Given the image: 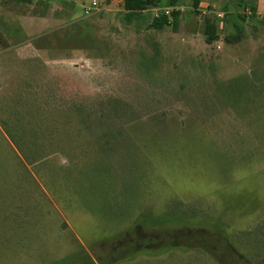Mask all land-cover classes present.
<instances>
[{"label":"rangeland","instance_id":"1","mask_svg":"<svg viewBox=\"0 0 264 264\" xmlns=\"http://www.w3.org/2000/svg\"><path fill=\"white\" fill-rule=\"evenodd\" d=\"M181 1L175 31L148 27L156 10L129 21L121 6L88 15L93 0H52L28 15L0 0V264H264V0L263 16L220 0L211 15L228 21L212 44L209 13ZM37 84L166 112L139 119L141 184L114 187V209L72 205L70 187L51 183L65 154L85 165L80 146L61 145L36 174L25 162V138L6 121Z\"/></svg>","mask_w":264,"mask_h":264},{"label":"trees","instance_id":"2","mask_svg":"<svg viewBox=\"0 0 264 264\" xmlns=\"http://www.w3.org/2000/svg\"><path fill=\"white\" fill-rule=\"evenodd\" d=\"M104 1L112 2V0ZM180 1L171 0L170 6L176 7ZM201 1L192 0L195 12H199ZM160 3L161 0H124L123 15L129 21L141 18L147 10L158 7ZM236 5L241 9L250 7L253 12L251 16L257 13L253 0H236ZM238 15L245 19L240 13ZM180 20L181 10H173L170 16L164 14L159 17L154 16L148 27L155 30L172 27L177 31ZM224 20L225 17L215 18L211 14L206 16L204 34L207 43L212 44L221 40L219 21L224 22ZM238 38L239 36H229L225 41L232 43L238 41ZM47 67L42 66L44 69ZM151 78L156 81L155 78ZM177 96L180 97L179 94ZM20 98L16 101H20L21 106L16 104L13 108H16L17 112H13L12 109L8 112L6 123L16 128L21 137L25 138L23 141L26 150L25 162L33 167L36 174L38 168L52 161V156L61 157L58 155L63 153V151L59 153L61 145L80 146L81 150L90 155L85 165L78 168L79 162L70 154H65L68 164H62L57 160L53 167L51 183L57 186H69L71 190H69L71 192L69 203L73 205L78 202L95 207V212L106 213L108 207L113 209L117 207L113 204V201L117 200L114 197L117 195L114 187H123L127 190L132 185L141 184L138 179L141 171L139 157L134 151L136 146H132L139 119L146 114L158 113L164 119L168 117L166 112L156 111L158 109L155 108H150L144 114L137 98L128 101L120 94H108L78 102L67 98H56L41 84H37L24 92ZM45 187L49 191L52 189L47 184ZM42 193L44 194L43 190Z\"/></svg>","mask_w":264,"mask_h":264},{"label":"crops","instance_id":"3","mask_svg":"<svg viewBox=\"0 0 264 264\" xmlns=\"http://www.w3.org/2000/svg\"><path fill=\"white\" fill-rule=\"evenodd\" d=\"M13 1H15L16 3H20V2H24V3H26V4L28 5V7H24V10L27 11V9H29V10L27 11V13H26V14H28V15H31L30 13H33V12L36 13V12H35L36 10H37V13H38V12H39L40 10H42V9L47 10V7H50V5L53 6L52 0H13ZM112 1H114V0H112ZM168 1H169V3L166 5V7H171V6H170V2H171V0H168ZM257 1H258V0H253V4L255 5V8H256V10H257V13H256V14L263 16L262 13L260 14V12H259V10H258V6H256V5H258V2H257ZM230 2H231V1L229 0L228 3L230 4ZM219 3H221L220 0H202V1H201L200 8H199V11L202 12L203 15H206V14H208V13H209V15H210L211 12H212V8H215V9H216L217 6H223V4L220 5ZM177 4H178V6H176V7L181 8L182 11L185 10V8H187V7H185V6L182 4V1L178 2ZM189 4L192 5V0H189ZM229 4L226 3L225 7H228ZM161 5H162V0H161V3H160V5H159L158 7H156V8H152V9H150V11H151V10L161 9ZM37 7H38L39 9H38ZM166 7H164V8H166ZM192 7H193V6H192ZM22 8H23V7H22ZM30 8H31V10H30ZM32 8H33V9H32ZM36 8H37V9H36ZM247 8H250V7H247ZM35 9H36V10H35ZM188 9H190V8H188ZM32 10H33V11H32ZM120 10L124 12V8H122V9H120ZM147 11H148V10H147ZM147 11H146V12H147ZM14 12L22 13V12H25V11L18 9V10L14 11ZM40 12H41V11H40ZM153 18H154V17H153ZM219 18H223L222 15H220ZM227 21H228V18L225 17L224 22H227Z\"/></svg>","mask_w":264,"mask_h":264},{"label":"built area","instance_id":"4","mask_svg":"<svg viewBox=\"0 0 264 264\" xmlns=\"http://www.w3.org/2000/svg\"><path fill=\"white\" fill-rule=\"evenodd\" d=\"M123 4H124V0H114L110 3H107L104 0H93L92 5L89 7H85V12L88 15H91L92 13H96L99 12L102 9H110L114 6H121L123 8ZM173 10H181V8L179 7H166V8H162V9H157V13L155 15V17H159L161 15H167L170 16L173 12ZM244 15H248L251 16L253 14L252 10L250 8H246L244 10Z\"/></svg>","mask_w":264,"mask_h":264}]
</instances>
